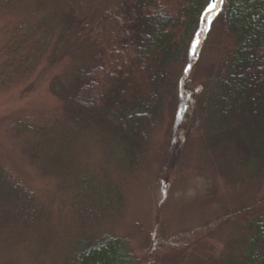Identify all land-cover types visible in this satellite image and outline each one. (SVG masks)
<instances>
[{
  "label": "rangeland",
  "instance_id": "rangeland-1",
  "mask_svg": "<svg viewBox=\"0 0 264 264\" xmlns=\"http://www.w3.org/2000/svg\"><path fill=\"white\" fill-rule=\"evenodd\" d=\"M225 1L209 14L208 0L188 52L172 63L174 96L150 131L137 169H122L86 140L87 153L77 154L62 175L49 176L26 154L29 142L37 139L27 126L62 114L55 77L92 64L97 47L65 33L71 16L66 0H0V168L45 208L41 225L25 230L21 240L11 239L19 230H0V264H62L76 241L104 234L124 238L138 264L238 259L246 222L264 211V175L232 165L220 140L205 139L206 126L195 105L203 85L223 71V58L233 45L220 22ZM22 41L21 54L32 60L20 63L18 55L6 68L15 57L6 48ZM80 174L117 186L121 203L116 213L92 224L89 212L100 204L90 192L81 197L84 213L77 211V193L67 181L77 182ZM162 245L172 248L160 253Z\"/></svg>",
  "mask_w": 264,
  "mask_h": 264
},
{
  "label": "trees",
  "instance_id": "trees-1",
  "mask_svg": "<svg viewBox=\"0 0 264 264\" xmlns=\"http://www.w3.org/2000/svg\"><path fill=\"white\" fill-rule=\"evenodd\" d=\"M66 1L71 16L70 32L65 33L75 41H92L97 50L92 64L74 68L65 78L55 77L62 114L27 126L37 139L29 142L26 154L43 174L62 175L77 154L87 153L91 141L122 169H137L150 131L174 96L171 65L188 52L208 0ZM219 15L233 45L223 58V71L203 85L195 105L206 126L205 139L215 144L220 140L232 165L260 177L264 175V0H226ZM22 44L6 48L15 56L6 68L13 67L18 55L20 63L27 59L21 54ZM87 178L80 174L77 182H67L76 190L77 211L84 213L81 197L88 192L97 195L99 209L93 205L89 212L96 224L116 213L121 200L115 184L107 179L96 184ZM44 214L45 208L0 168V230H19L12 235L14 243L28 228L40 226L38 219ZM244 232L237 243L238 259L236 255L213 264H264V211L246 222ZM165 248L172 247L162 245L160 253ZM62 264H138V260L124 238L104 234L76 241Z\"/></svg>",
  "mask_w": 264,
  "mask_h": 264
},
{
  "label": "snow or ice",
  "instance_id": "snow-or-ice-1",
  "mask_svg": "<svg viewBox=\"0 0 264 264\" xmlns=\"http://www.w3.org/2000/svg\"><path fill=\"white\" fill-rule=\"evenodd\" d=\"M223 3V0H212V3L209 4L208 8L206 9V11L211 14L214 9L218 6V4ZM195 48V45H194Z\"/></svg>",
  "mask_w": 264,
  "mask_h": 264
}]
</instances>
